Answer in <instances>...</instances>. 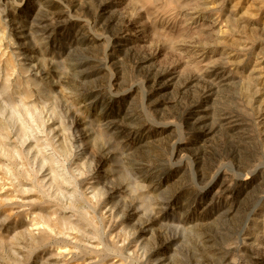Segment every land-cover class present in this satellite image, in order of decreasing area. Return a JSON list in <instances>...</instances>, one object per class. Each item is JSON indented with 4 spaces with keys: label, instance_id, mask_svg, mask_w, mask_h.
Returning a JSON list of instances; mask_svg holds the SVG:
<instances>
[{
    "label": "rangeland",
    "instance_id": "374dc122",
    "mask_svg": "<svg viewBox=\"0 0 264 264\" xmlns=\"http://www.w3.org/2000/svg\"><path fill=\"white\" fill-rule=\"evenodd\" d=\"M0 264H264V0H0Z\"/></svg>",
    "mask_w": 264,
    "mask_h": 264
},
{
    "label": "bare ground",
    "instance_id": "6f19581e",
    "mask_svg": "<svg viewBox=\"0 0 264 264\" xmlns=\"http://www.w3.org/2000/svg\"><path fill=\"white\" fill-rule=\"evenodd\" d=\"M202 79H203V78H202ZM57 174H58V173H57ZM45 225L47 226V224H45ZM48 225H49V224H48ZM39 228H40V226H39ZM43 228H44V227H43ZM40 229H41V228H40ZM68 247H69V246H68ZM68 247H67V248H68ZM67 248L65 247L66 250H65V251L63 250V251H64L63 253L60 251L61 255H64V257H65V254L70 253V250H71V249H70V248L67 249ZM60 250H61V249H60ZM59 255H60V254H59Z\"/></svg>",
    "mask_w": 264,
    "mask_h": 264
}]
</instances>
